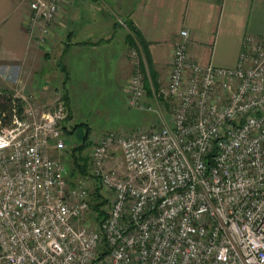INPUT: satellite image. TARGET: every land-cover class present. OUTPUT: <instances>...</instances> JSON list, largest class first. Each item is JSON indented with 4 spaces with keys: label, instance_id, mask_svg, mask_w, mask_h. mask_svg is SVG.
<instances>
[{
    "label": "built area",
    "instance_id": "1",
    "mask_svg": "<svg viewBox=\"0 0 264 264\" xmlns=\"http://www.w3.org/2000/svg\"><path fill=\"white\" fill-rule=\"evenodd\" d=\"M60 2L28 1L38 43ZM187 41L181 29L158 87L164 123L91 141L87 177L108 198L100 222L86 177L52 154L67 155L65 101L13 94L21 106L0 127V264H264V38L246 35L233 67L200 65ZM129 87L127 105L151 111L139 70ZM114 151L121 171L107 166Z\"/></svg>",
    "mask_w": 264,
    "mask_h": 264
},
{
    "label": "crops",
    "instance_id": "2",
    "mask_svg": "<svg viewBox=\"0 0 264 264\" xmlns=\"http://www.w3.org/2000/svg\"><path fill=\"white\" fill-rule=\"evenodd\" d=\"M64 2L77 5L78 15H57L47 43L38 45L30 35L26 0H0V91L22 90L43 102L53 92H61L68 101L88 94L98 102L96 113L102 120L95 122L97 129L120 128L119 122L136 127L142 122L137 112L125 113L131 111L126 108L130 77L136 67L149 62L157 89L165 84L181 29L188 31L189 57L202 66L233 67L246 35L264 38V0ZM109 111H115V122L108 120L113 116Z\"/></svg>",
    "mask_w": 264,
    "mask_h": 264
},
{
    "label": "rangeland",
    "instance_id": "3",
    "mask_svg": "<svg viewBox=\"0 0 264 264\" xmlns=\"http://www.w3.org/2000/svg\"><path fill=\"white\" fill-rule=\"evenodd\" d=\"M29 0H26V2L28 3ZM65 1V0H64ZM63 0H61L59 6H58V11H57V15H61V16H66V15H71V16H76L78 15L79 12V8L77 5H66V3ZM78 2V0H76V3ZM29 22V21H28ZM127 24V22H125ZM51 35V29L48 31V34L45 35V37H43L42 41H39L38 45H44L46 44L48 41V36ZM33 38V35H32ZM46 47V46H45ZM52 56H54L55 58L57 57L56 52H51ZM50 54V51H49ZM136 70H139V72L142 74L143 76V86H144V91L146 94V98H144V102L153 104V109L151 111H147V110H143V109H138V108H132L129 107L127 105V109L131 110L128 112H125L127 114H133V112L138 115L139 120H141L142 122L140 124H136V127H130L127 124H123L119 122V126L120 128H113L112 130H105L104 128H102V126L97 129L95 126V122H100L102 120V118L97 115L96 113V109L98 107V102H96V100H91V98L89 97L88 94H84V95H79L77 94L75 97L71 96V100L67 101V103H65V105L67 104V106H69L70 108V112H71V117L69 119H67V124L69 125V127H72V131L68 134L66 132L63 133V135L66 137L65 138V144L63 146L64 148H67L66 150H64L65 153H67V155H58L57 152L53 153L55 157L61 159L62 161H64L65 164H67L68 166H71L73 160H72V149L73 147L77 148V144H79L82 140V137L84 135V133L88 130V128L91 130V135H90V140L92 141L93 138H96L97 136H100L101 134H103L104 132L107 131H113L116 132L118 134L121 135H126L132 132H135L137 130H147V129H151L153 127H157L160 126L161 124L164 123V120L166 119V115L168 112V104L167 101L165 102L162 97L161 94H156V88H154L155 86L159 85L158 83H156L154 80V77L151 76V70L150 67L148 66V64L146 63L144 65V67H140L137 68ZM135 70V71H136ZM58 73V71H57ZM131 79V77H130ZM154 79V80H153ZM130 82V81H129ZM163 85V84H161ZM58 88H60V90H62V85L59 86ZM20 90V88H18ZM17 89V90H18ZM25 89V88H24ZM129 90L130 87L128 86V96L129 97ZM22 91V90H21ZM21 91H18L19 93H21ZM51 91V88H50ZM12 92H16L14 90H12ZM154 92V94H156V101H151L150 96L153 95L152 93ZM23 93V92H22ZM62 93H55L53 92L52 95L50 94L49 96V100L47 101H34V103H37L39 105H44L45 103L47 105L52 104L55 100L61 98ZM161 100H160V97ZM59 97V98H58ZM64 96L62 95L61 99ZM149 100V101H148ZM127 104V103H126ZM66 106V107H67ZM110 114L112 113L113 116H111V118H108V120H111V122H115L114 120V116H115V111H109ZM118 116V115H116ZM132 118V117H131ZM131 118L127 119V122H131ZM105 119V118H103ZM125 123V122H124ZM68 131V130H66ZM71 151V152H70ZM89 151V148H87L86 150L82 151L81 153V158L87 155V152ZM79 151H77V155H79ZM79 157V156H77ZM110 159L107 162V166H118L119 170L121 171L122 169V165H121V156L120 153L118 151H114L110 154ZM87 158V157H86ZM80 159V158H79ZM77 177H79V174H76ZM86 177V178H85ZM85 180L88 182V185L92 188V190L95 188V183L93 181H90L89 178L87 176H85ZM106 197L107 195L105 193H103Z\"/></svg>",
    "mask_w": 264,
    "mask_h": 264
},
{
    "label": "trees",
    "instance_id": "4",
    "mask_svg": "<svg viewBox=\"0 0 264 264\" xmlns=\"http://www.w3.org/2000/svg\"><path fill=\"white\" fill-rule=\"evenodd\" d=\"M126 26L130 31H132L136 35V39L139 40L136 28L133 26V24L131 22L127 21ZM145 58L147 59V54H145ZM147 64H148V66H150L149 62ZM154 88H156V93H158L157 92L158 91L157 86H155ZM13 94H14V92L9 91V90L0 91V127L3 125L9 124V122L11 120L12 113H13V108L15 107V104H16V107H18V109L21 106V101L17 98L14 99ZM63 98L65 100V103H67V101H68L67 96L64 95ZM160 100H161V97H160ZM70 117H71V112L68 108V115L65 119V122ZM62 128H63V133L66 132L69 134L72 131V127L66 126L65 124H63ZM66 130H68V131H66ZM90 135H91V131L88 128V130L84 133L81 142L79 144H77V148L73 147L72 149H70V150H72L73 162H72L71 166H68V169H69L71 175L79 174L81 177L87 176V173H86V167H87V165H86L87 158L86 157L87 156H85V157L83 156L81 158V153H82V151L89 148V146L91 144ZM77 151H79V153H80L79 155H77ZM77 156H79V157H77ZM107 201H108V198L102 193L101 188L98 185L95 186V188L93 189V192H92V199H91L90 206L92 209L93 218L96 222H100L101 220L104 219L105 214H106L104 207H105V204Z\"/></svg>",
    "mask_w": 264,
    "mask_h": 264
}]
</instances>
